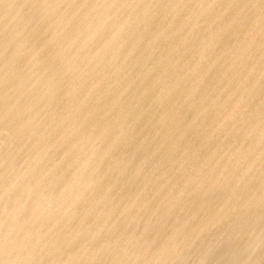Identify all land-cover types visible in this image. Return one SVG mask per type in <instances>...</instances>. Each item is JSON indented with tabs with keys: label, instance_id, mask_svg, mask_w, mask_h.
I'll return each instance as SVG.
<instances>
[{
	"label": "water",
	"instance_id": "95a60500",
	"mask_svg": "<svg viewBox=\"0 0 264 264\" xmlns=\"http://www.w3.org/2000/svg\"><path fill=\"white\" fill-rule=\"evenodd\" d=\"M0 146L6 260L264 264V0H0Z\"/></svg>",
	"mask_w": 264,
	"mask_h": 264
},
{
	"label": "bare ground",
	"instance_id": "6f19581e",
	"mask_svg": "<svg viewBox=\"0 0 264 264\" xmlns=\"http://www.w3.org/2000/svg\"><path fill=\"white\" fill-rule=\"evenodd\" d=\"M8 19H9V17H8ZM21 19L22 20H18L17 22L21 23L26 18L23 17ZM9 25L11 27H13L12 20L9 22ZM111 86H113V88H114L115 84H110L109 88H111ZM1 150H2V148L0 146V159L3 158L1 156ZM0 195H1V191H0ZM1 212L2 211L0 209V264H19V260H18L17 256L13 257L14 258L13 261L11 258L9 260H6V257H5L6 256V250L4 249L5 222L3 223Z\"/></svg>",
	"mask_w": 264,
	"mask_h": 264
}]
</instances>
